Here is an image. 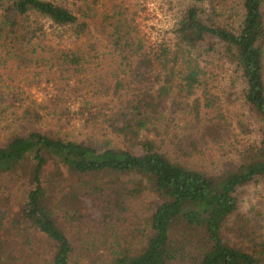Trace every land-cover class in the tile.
Masks as SVG:
<instances>
[{
  "label": "trees",
  "instance_id": "1",
  "mask_svg": "<svg viewBox=\"0 0 264 264\" xmlns=\"http://www.w3.org/2000/svg\"><path fill=\"white\" fill-rule=\"evenodd\" d=\"M134 3L0 0V264H264V0Z\"/></svg>",
  "mask_w": 264,
  "mask_h": 264
},
{
  "label": "rangeland",
  "instance_id": "2",
  "mask_svg": "<svg viewBox=\"0 0 264 264\" xmlns=\"http://www.w3.org/2000/svg\"><path fill=\"white\" fill-rule=\"evenodd\" d=\"M132 2H137L135 9L137 14L135 16V23L137 25V30L140 36L145 40L146 43L157 42L160 37L164 36L165 33L170 29L173 23L174 13L167 6V0H130ZM134 3V4H135ZM133 4V5H134ZM31 96L37 100L45 97L46 88L43 86L32 87L30 89ZM198 95V90L195 91L194 96ZM46 127L54 128L58 130L55 123L48 121L45 123ZM80 121L78 119H71L65 128L60 129L67 135H73L74 137H81L79 134ZM240 210L248 211L250 207L258 210L261 207L262 197L260 198V191L255 186L246 187L240 196ZM32 237L35 240V247L31 256L26 260L25 264H47L51 256V252L48 247L42 245L38 239H43L42 235L28 227L22 228L21 232L16 236V238L11 241V246L16 249V247L21 248L18 245L24 242L26 236ZM37 240V241H36ZM37 242V243H36ZM34 245V243H33ZM18 249V248H17Z\"/></svg>",
  "mask_w": 264,
  "mask_h": 264
}]
</instances>
